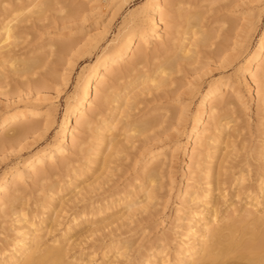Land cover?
<instances>
[{"label": "rangeland", "instance_id": "rangeland-1", "mask_svg": "<svg viewBox=\"0 0 264 264\" xmlns=\"http://www.w3.org/2000/svg\"><path fill=\"white\" fill-rule=\"evenodd\" d=\"M40 1L0 0V40L4 38L2 29L6 25L12 28V39L16 40L12 41L15 46L8 49V55L27 62L40 57L32 73L22 77L12 73L7 64L3 66L0 117L33 106L38 111L51 113L53 123L45 126V121L40 122L34 134L0 152V180L5 177L6 181L18 172L25 173L28 164L41 152L48 165L49 155L61 148L58 144L66 146V162L47 166L42 180L25 181L24 193L15 202L10 196L7 205L0 210V252L20 239V217L29 216L25 218L28 221L30 217L41 216L49 205V190H66L67 184L75 182L81 173L84 177L80 184L77 182L80 188L95 182V191L88 193L86 199L73 198L75 193H70L60 203L55 201L42 233L44 246L55 244V240L58 245L66 246L80 238L73 247L77 259L72 264H109L115 259L114 247L123 248L122 245H129L128 259H118L115 264H144L151 255L161 254L164 249L174 254L180 239H185L182 233L186 231V221L179 218L190 211L186 202L189 195L183 198L182 202H186L183 205L178 203V198L188 183V190L202 193L207 187L210 166H214L213 174L217 175L214 177L220 180H213L214 184L218 182L213 186L220 184L221 188L215 193L226 196L225 201L219 198L218 224L214 226L243 218L242 200L255 195L261 183L259 178L263 176L264 180V80L254 83L249 78L253 63L247 66L248 61L262 51L264 0H163V47L153 48L156 37L152 35L144 47L142 61L129 56L123 59L121 74H117L119 81L113 84L112 77L106 79L107 88L110 86L111 90L105 92V103L93 102L95 120L90 129L82 127L75 132L78 142L72 146L70 130L67 140L61 143H58L57 133L67 106L81 96L83 76L104 51L115 54V47L130 28L144 32L159 22V17L149 26L141 21L151 16V0H50L42 11L38 6ZM191 15L194 18L189 20ZM190 30L195 34H190ZM71 33L76 37H71ZM57 36L63 38L61 43L72 45L70 55H46L49 50L46 53L43 49L48 38ZM185 36L189 40H184ZM182 44L194 51H191L193 58L177 61L166 77L160 75L162 69L158 67L167 57L180 55ZM153 77L164 84L147 90ZM228 81L239 86L241 95L231 97L223 91L219 94L225 102L231 103L220 106L217 111V119L222 118L226 128L215 143L207 145L204 140L191 156L192 129L199 103L209 89ZM36 82L39 84L35 86ZM102 124H116V136L112 139L121 142V148L108 158L111 160L105 163L108 168L106 165L104 170L85 175L91 160L89 152L97 145ZM218 124L207 118L201 121L202 126H208L209 134L220 133ZM162 146L175 150L171 166L148 188L150 192L146 191L151 198L146 201L148 204L120 219L124 212L121 205L133 200L129 195L146 182L143 169L149 166L148 158ZM192 164L196 165L191 172ZM65 193H69V189ZM139 193L137 199L143 200L147 195ZM105 206L110 209L103 218L86 224V214L91 216V211ZM199 207L198 204V212ZM178 210H181L180 216H176ZM116 219L106 230L86 238L89 228L101 227ZM81 220L85 223L76 226ZM69 230H73L70 236ZM65 235L68 237L63 238Z\"/></svg>", "mask_w": 264, "mask_h": 264}, {"label": "bare ground", "instance_id": "bare-ground-1", "mask_svg": "<svg viewBox=\"0 0 264 264\" xmlns=\"http://www.w3.org/2000/svg\"><path fill=\"white\" fill-rule=\"evenodd\" d=\"M151 1L153 3L151 16L146 17L141 21L143 24H148L149 26L150 22L155 21L159 17V22H156L152 28H150L149 26V29L145 30L144 32L137 30L135 27L130 28L128 32L122 36L121 43L115 47V54L111 55L107 50L102 53V56L98 57L95 62V66L92 67L82 78L81 96L74 103H70L67 106L66 112L59 126V132L57 133L58 143L67 140L66 137H68V131L70 130L69 142L72 146L78 142L75 133L78 129L82 127H86V129L91 128V123L93 122V120H95L92 111V105L94 104L93 102L95 100H98L100 103H105V95L107 96L105 92L108 89V91L111 90V88H109L110 86L107 88L106 79L112 77L113 84H116L119 81L118 75L121 74L120 72L122 69V61L125 57L129 56L130 59L137 58L138 62L142 61L145 58L144 47H147V40H149L152 35H155L156 37L153 48L160 49L163 47L165 35V32H163L162 30L163 28L165 29V25L162 20L161 14L163 0ZM48 3H50V0H41L40 4L37 5L41 6V10V8L47 6ZM31 5L32 4H30V7ZM192 17L193 16L191 15L188 17V19L190 20V18ZM2 30H4V38L0 40V80L5 78V74L3 73L4 69L1 71L5 64H7V66L11 68L12 73L19 75L20 77L32 73L33 65L40 59V57L36 56L35 58H31V60H29L28 62L25 59L21 57H15L14 55L13 57L10 55V57L8 55L9 53H7L8 49L15 46L12 42L14 40V38L12 39L11 35L12 28L6 25ZM191 32H193L192 34H195L194 31L190 30V34ZM196 32L199 33V30ZM197 33L196 36L194 35L195 38L192 36L195 40L198 35ZM71 37L74 38L76 36L74 33H71ZM48 39V43L45 46V49H43L44 51H46V53L48 52L47 50H49V54L47 53L46 55H50L53 53L70 55L72 53V45L70 43H61L63 41V38L61 36L49 37ZM184 40L187 41L189 39L185 36ZM15 41L16 40H14V42ZM190 41L192 40L190 39ZM184 42L185 41H183V44ZM192 43L194 44V41H192ZM183 44L179 48L181 52L180 55L174 58L171 56H169L171 58L167 57V61L160 67H158L159 69H162L160 75H168V71H170L171 68L176 65L177 61H186L188 60V58L193 56L194 51L191 48L187 49V46ZM263 46L264 34L262 36V45L260 47V50H262L261 54L256 55L254 60H249L247 63L248 67H250L253 63V70L249 75V78L254 83L258 80H264ZM189 52H191L190 55ZM157 79L158 77L151 78V87H149L147 90L157 89L162 84H164L163 81L158 82ZM37 82L39 81L37 80ZM37 82L35 86L39 84ZM222 91L223 93L230 94L231 97H240L241 95L239 86L230 81L225 83L223 86L218 85L207 91V93L203 96L199 103V112L194 118L192 129L194 130V140L191 156L194 155L195 151L202 145L204 140H207V145H211L213 142L215 143L216 137L219 134L222 135V129L226 128L222 124V118L217 119V111L219 108H221L220 106L224 107L227 105H231V103L225 102L223 98L219 96L220 92ZM117 97L118 96H116V98ZM116 100L118 102V99ZM52 117L53 116L51 115V113L47 111H38L33 106L27 107L25 108V110H21L18 112L15 111L7 113L4 116L0 117V152L6 148H12L13 146H16L27 136L34 134L40 128V122L45 121L44 125L50 126L51 123H53ZM203 118L218 121V125H220L219 127H221L220 133L218 131L209 134L208 126L201 125V121ZM102 123H105V121ZM101 126L102 127L99 129L102 131L99 130L100 135L98 136L99 139L97 145L94 147V149L92 148L93 150L91 149L89 152L91 155V160H89L90 163L86 167L87 169L85 175H89L95 170L97 173L101 168L104 170L103 167L107 165L105 163L109 160L108 158H110L112 154L114 155V153L116 154L117 152H119L121 148V142L112 139L113 136H116V124L113 126L102 124ZM123 135L125 134L123 133ZM58 146L61 148L49 155L47 160L48 165H46L45 161L46 156L41 152L37 159L31 161L28 164L29 169L25 173L18 172L12 176H9V179H7L6 181L4 180L5 177L1 178L0 210H3L7 205L10 200V196H12L13 202H15L17 198L22 196V194L24 193L22 184L25 181H27L28 179H34L36 181L42 180L46 177L47 166L52 167L55 163L58 164L66 162V158L64 156V150L66 149V146H63L62 144H58ZM174 154L175 150H172L171 147L162 146L148 158L147 164L149 166L143 169V174L145 176L146 182L143 183V186L139 185L140 187H137L138 190H135L136 192H133L131 195H129L133 198V200H128L129 202H127L126 200L125 203L121 205L124 206V212L122 217H119L120 219H123V216L125 215L128 216L131 212H134L135 214V212H137L135 211L136 208L138 209V207L140 208L141 205L144 206V204H148V200L151 199H149L150 196H148V192H150L148 191V188L154 185V183L158 182V179L160 178L162 172L167 170L171 166L170 160L174 158ZM110 161L111 160H109L108 162ZM195 165L196 164H192L191 172L195 168ZM106 167L108 168V165ZM212 168L211 166L210 168L208 167L207 187H205V190L203 189L204 191L202 193H198L196 190H188V183L178 198V203H182L183 205L187 202L188 206L192 207H187L190 211L187 210L188 213L182 218H179L180 220L182 219V221H186V231L182 233V236L185 237V239H180L179 243L176 246L174 254L165 252L166 249H164L162 252H160L161 254L155 253L154 255H151V259L144 264H264L263 176L259 178V181L261 180V183H259L258 185L257 193L255 195L250 194L242 200L244 211L243 218L239 220L232 219L226 221L224 224L218 227H215L218 224L216 222V213L218 210L217 206L219 204V198L221 197V199L225 201L224 199L226 196L223 193H221L220 195L218 193H215L221 188L219 186L220 184L217 185L219 187L213 186L218 182L214 184V181L216 182V180L214 179L217 178L214 176L217 175L213 174L214 170ZM81 174L77 176L75 182H71L72 184H67V187H65L66 190L69 189V193H65L66 190H58L55 188H51L49 190L52 193H50L49 197L47 198L50 199L49 205L46 206V209L41 216H38L36 218L30 217L28 221H25V218H28L29 216L24 218L20 217V219L18 220L19 223L22 222V226L20 225L19 227L21 231L18 238L20 239L15 242L11 248H7L6 251L0 252V264H72L71 262L77 259L75 252H73V247L76 244L77 240H79L80 238L73 240L71 244L66 246L58 245L59 242H57V240L54 241L55 244L44 246V243L42 242L44 235H42V233L44 231V224H46L47 221V216H49L48 214L51 213L55 201L59 200L60 203L62 199H65L70 193H75L73 195V198L76 197L77 199H86L88 193L95 191V182L89 184L88 186H86V188H80L77 182L79 181L80 184V180L84 177V174ZM218 181L220 180L218 179ZM144 184H148V186L145 187ZM139 192H142L144 194L147 193V195H145L146 197L144 196L145 198L143 200H141L140 198H136L138 197ZM187 195H189L187 201L182 202L183 198ZM198 204L200 205L199 212L198 209H196V206ZM109 209L110 207L106 206L102 209L99 207L97 210H95V212H90L91 216L86 214V224L90 222L93 223L94 220L103 218L104 215L108 213ZM208 209H211L212 211L210 212V210ZM180 211L181 210H178L176 212V216H180ZM259 213L263 214L260 215ZM56 216L58 217L57 214ZM115 222H117V219L115 221L107 223L106 225H101V227L98 225L99 227L89 228L86 231V238L88 239L89 236L96 234V232L104 231L105 228H108V226L112 225ZM83 223H85V221L83 220L79 221V223L77 221L76 226H80ZM67 232L68 235H72L73 230H69ZM65 237L68 236L65 235L63 238ZM122 247L123 248L114 247L116 251H114L115 255H113V257L115 256V259L112 260L113 262H109V264H115L116 261L121 258L128 259L127 254H129V245H122ZM107 254L108 253L104 255Z\"/></svg>", "mask_w": 264, "mask_h": 264}]
</instances>
